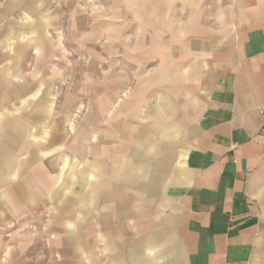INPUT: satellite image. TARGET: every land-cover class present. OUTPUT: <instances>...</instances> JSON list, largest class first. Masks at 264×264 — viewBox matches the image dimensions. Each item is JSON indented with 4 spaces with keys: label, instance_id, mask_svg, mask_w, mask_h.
<instances>
[{
    "label": "crops",
    "instance_id": "1",
    "mask_svg": "<svg viewBox=\"0 0 264 264\" xmlns=\"http://www.w3.org/2000/svg\"><path fill=\"white\" fill-rule=\"evenodd\" d=\"M169 17L144 48L154 50L155 71L183 82L185 115L171 116L176 107L160 90L152 116L138 111L120 137L119 126L107 129L104 203L84 197L78 209L87 216L74 225L59 211L51 234L15 228L45 208L17 183L26 165L10 153L0 165L9 185L0 187V264H100L92 224L80 225L97 205L112 241L108 264H264V0H171ZM115 210L137 219V238L115 227Z\"/></svg>",
    "mask_w": 264,
    "mask_h": 264
},
{
    "label": "rangeland",
    "instance_id": "2",
    "mask_svg": "<svg viewBox=\"0 0 264 264\" xmlns=\"http://www.w3.org/2000/svg\"><path fill=\"white\" fill-rule=\"evenodd\" d=\"M170 2L0 0V165L9 166L14 153L18 168L26 165L17 183L45 208L19 220L15 228L20 232L51 234L49 223L57 226L53 219L59 211L74 225L75 215L80 220L87 216L78 209L84 197L104 203L106 190L99 189L105 185L106 131L111 126H119L116 138L121 123L137 120L138 111L152 116L160 90L162 103L168 106L172 100L176 107L171 116H184V108L191 106L183 82L170 81L169 70L155 71L154 50L144 48L168 27ZM59 172L66 193L57 210ZM0 187L9 185L1 182ZM97 208L92 221L80 225L92 224L96 238L90 243L98 262L108 264L112 241L99 226L105 210ZM121 211H114L115 227L127 228L130 238H137V219L124 218Z\"/></svg>",
    "mask_w": 264,
    "mask_h": 264
}]
</instances>
